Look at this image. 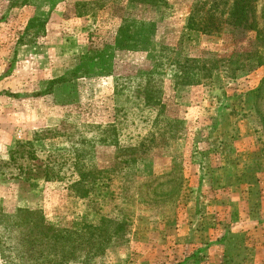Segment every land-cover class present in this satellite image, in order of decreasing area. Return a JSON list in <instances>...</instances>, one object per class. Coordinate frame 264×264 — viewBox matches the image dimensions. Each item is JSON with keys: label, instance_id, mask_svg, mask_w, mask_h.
Here are the masks:
<instances>
[{"label": "rangeland", "instance_id": "obj_1", "mask_svg": "<svg viewBox=\"0 0 264 264\" xmlns=\"http://www.w3.org/2000/svg\"><path fill=\"white\" fill-rule=\"evenodd\" d=\"M76 1L69 65L47 57L38 68L45 18L27 25L21 9L9 13L29 0H0V264H264V0L255 28L209 35L186 28L191 7L199 26L205 8L225 19L227 6ZM80 20L101 52L78 56ZM15 27L24 35L11 37ZM240 136L246 162L229 166L223 151ZM130 158L133 171L106 172ZM228 184L250 188L239 198L259 217L258 249L242 257L237 244L253 234L227 246L200 207L226 201L212 190Z\"/></svg>", "mask_w": 264, "mask_h": 264}, {"label": "crops", "instance_id": "obj_2", "mask_svg": "<svg viewBox=\"0 0 264 264\" xmlns=\"http://www.w3.org/2000/svg\"><path fill=\"white\" fill-rule=\"evenodd\" d=\"M74 1L75 0H29L28 4H26L20 8H18V7H12L11 8L9 16L17 14L15 9L16 10L21 9L22 14L26 15L27 25H28L29 21L34 16L39 17V18H45V22H46L45 29L42 28L41 31H38L37 32L38 34H35V36L33 37V38H36L37 43L43 44L42 46H40V48L44 49L45 54H46V55H43V54H40L38 52V54L36 56V58L39 59L36 63L38 68L43 67V61H45L44 64H46V68H47V66L49 64L47 62V57H49V58L53 57L52 59L58 58L61 60L63 58H65L66 60L65 61L63 60V63L66 62L65 63L66 66L69 65L70 56L68 54H66L65 49H67V46L69 45L70 34L68 33V29L65 25V22L68 21L69 18L71 17L70 13H69V4H70V2L74 3ZM76 2H78V0ZM59 6H61V7H59ZM58 11L60 12L59 15L55 14L56 15L55 16L54 13L58 12ZM87 16H89V15H87ZM14 17L15 16H13V20L16 19ZM53 17H57V18H59V20L55 21V19ZM80 17H81L80 15H77V19H81ZM80 21H81V23H78V24H81V26H83L84 23L86 22L85 20H80ZM79 29H80L79 39L75 40V45L77 48L76 50L79 52V53H77L78 56H80L79 54L83 53L86 48H90V49L93 48V49H96V51L101 52L103 49L101 42L98 44H95L94 42L93 43L89 42L88 37L86 36L87 32L84 29V26L82 29H81V27H79ZM102 30L103 29L101 27H100V30L96 29L97 33H103ZM1 33H3L4 37L6 35H9V34H7L6 30L3 31V28L0 31V34ZM18 33L24 35V31H18L16 29V27L14 28V31H10L11 37L15 36L17 38ZM26 38L27 37H24L23 43L24 42H31L33 40L32 38H29V39H26ZM110 43H111V41H109V44ZM89 44L91 46L88 47ZM116 51H118V50H117V47L115 46L113 49V56H110V62H111L110 64L113 65L115 68L118 66V61H119L118 56L115 57ZM136 51H138V50H136ZM136 51H134V52H136ZM134 52H125V53L130 54V53H134ZM111 53H112V51H111ZM54 63H53V65H54ZM63 76H65V75L53 76V75L48 74L45 77L46 78L45 80L53 82L55 80L59 81L62 78V80L70 81L68 79H65ZM85 77H87V76L83 75L81 78L79 77L78 79L85 80ZM99 78H101V79L105 78L107 80L110 78L113 79V74L103 76V77H99ZM180 140L181 139L174 140L173 146L176 145L178 143V141H180ZM244 140L245 139H243V136L236 137L235 139H231V143H229L226 146L225 150L223 151L224 153H226V155H224V160L227 161V164L229 166H231V164H235V162L232 163L233 157L237 158L236 163L237 162L238 163L246 162L245 157L242 156L243 153H246V151L244 150L245 148L240 147V145H239V143L244 141ZM5 143H7V142H5ZM230 146H234V147H232V149L230 150L229 149ZM240 155L243 158L242 159L243 162H242V160L238 159V156H240ZM217 156H219V155L217 154ZM217 156H215V158ZM237 165H239V164H237ZM195 177H197V179H199L201 177L200 173L199 174L197 173V175H195ZM245 188L246 187L244 185L230 186L228 184L226 187L224 186V188L217 189V190L213 189L212 190L213 192L211 190L210 191L208 190L209 192H212V193L227 195V200L224 202L221 200V201H217L216 203H211V204L208 203V200H207L205 203L200 204L201 212L203 213V215L204 216L210 215L213 217V221H215L214 222V230H216V231L221 230L226 235L224 238V243L227 246H229L231 243H238L237 238H239L240 235L244 236V234L247 232L253 234L252 237H249L246 240H244V239L240 240V242L237 244V247H239L237 249V252L240 255V257H242L243 255H247V254L243 253L244 249H246V248L249 250L248 251L249 253H250V251L252 252V251L258 249L256 246L258 244V239L256 241V239H254V237L256 236V234L259 233L258 230H260V226H258L259 224L256 225L257 224V218H259V217L256 216L255 212L250 211L249 208H246L242 199L240 200V198H239V195L241 193H243L244 195L250 193V191H249L250 188H247L246 189L247 191L245 190ZM251 190H252V193L255 192V189L251 188ZM236 194H238V197L235 198L234 195H236ZM192 204H196V203L190 202V204H189L194 209L195 206ZM200 215H201V213L199 214V216ZM248 229H250V230H248ZM250 256H252V254H249V257H247V259H250Z\"/></svg>", "mask_w": 264, "mask_h": 264}, {"label": "trees", "instance_id": "obj_3", "mask_svg": "<svg viewBox=\"0 0 264 264\" xmlns=\"http://www.w3.org/2000/svg\"><path fill=\"white\" fill-rule=\"evenodd\" d=\"M255 0H205L203 4H210L212 9H216L217 5L223 4V6H227L226 14L227 16L223 19L224 10L220 14H216L210 12L208 8H205L202 16H198L197 20L201 24L199 26H195L194 24H190L189 22L195 18L197 13L196 9H192L189 12V16L187 18L186 28L191 30L201 31L204 34H212L220 32V25L222 23H228L230 26H235L240 29H248L251 30L255 28ZM210 7V6H209ZM199 7H197L198 10ZM11 161H14L13 156L11 155ZM135 158L130 159H119L114 161L113 166L107 170L106 172H124L134 169L135 166ZM0 163H2L0 161ZM5 164V163H3ZM2 164V165H3ZM133 171V170H132Z\"/></svg>", "mask_w": 264, "mask_h": 264}]
</instances>
